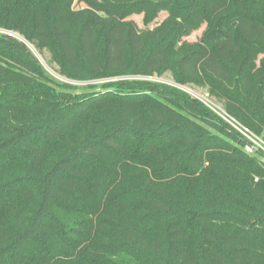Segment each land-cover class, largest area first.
Returning a JSON list of instances; mask_svg holds the SVG:
<instances>
[{
  "label": "trees",
  "instance_id": "trees-1",
  "mask_svg": "<svg viewBox=\"0 0 264 264\" xmlns=\"http://www.w3.org/2000/svg\"><path fill=\"white\" fill-rule=\"evenodd\" d=\"M88 2L77 48L75 0H0V27L41 50L57 45L63 67L84 80L86 65L95 71V24L110 23L107 68L121 60L124 28L114 0ZM152 4L169 17L135 73L167 66L207 24L180 59L194 69L184 81L209 86L264 138V0ZM130 35L138 57L142 39L134 27ZM18 66L43 84L27 43L0 35V83L28 81ZM23 89H0V264H264V152L249 154L248 140L203 102L145 80L87 86L65 100L47 86L34 97ZM139 110L157 116L156 126L130 121Z\"/></svg>",
  "mask_w": 264,
  "mask_h": 264
},
{
  "label": "rangeland",
  "instance_id": "rangeland-1",
  "mask_svg": "<svg viewBox=\"0 0 264 264\" xmlns=\"http://www.w3.org/2000/svg\"><path fill=\"white\" fill-rule=\"evenodd\" d=\"M98 2H104V0H96ZM156 0H114L115 10L122 14L123 18V42L120 51L121 60L119 63L114 65L113 68H107L105 61L107 56L110 53L106 47V37L107 30L110 27L109 22L95 24V71L93 67L87 66L83 71V75L86 76L84 80L73 79L69 71L63 67V54L60 48L57 45H52L45 49H38L35 45L30 43L27 38L20 34L17 31H10L0 27V35H10L21 41L27 43L32 54L39 60L44 71V81L43 84L41 80L38 81L32 77L37 76L38 74L33 72L32 69L18 66L16 70L19 74L24 76L31 77L27 78L28 81L25 82H5L0 83V89H6V92L9 95H16L14 92V87L24 86L23 90H26L25 94L30 95L31 97L36 96V93L33 94L35 87L47 86L48 96L51 99L65 100L69 97H74L78 92L82 91L87 86H100L106 82L111 81H123V80H145L152 81L157 83H162L170 87L176 88L182 94H185L191 100H199L203 102L210 109L219 114L222 118L231 116V111L227 107L226 101L219 98L211 92L209 86H202L194 82H185V74L188 72H193L194 69L189 71L180 68L179 62L180 59L186 54V52L194 50L197 48L200 43V39L204 36V33L207 30V24L201 27L198 30H195L190 36L186 37L184 41L179 43L178 47L172 51L169 55V63L167 66H162L157 68L153 73H135L138 68L137 61L139 60L140 67L143 65L144 58L148 52L153 47L154 41L151 33L155 31L159 26L165 22L169 17V12L164 10L159 13L158 16L154 15L153 4ZM74 6L76 9L81 11V18L76 23L73 28L74 40L73 47L77 48L78 46V35L83 23L90 15L91 6L88 0H75ZM102 13L103 11H99ZM104 14V13H103ZM134 27L138 32L140 38L142 39V54L138 57L135 56L134 50L131 42L130 29ZM142 64V65H141ZM139 67V68H140ZM142 69V67H141ZM140 69V70H141ZM95 77H91L94 76ZM89 77V78H87ZM76 86L78 89L73 90V88L68 89L67 91L62 90L64 86ZM5 86V88H4ZM39 95V94H38ZM141 110L131 113L129 115V120L134 121L137 118H140V123H146L145 125L156 126L154 120L158 119L154 117V114H149L147 112L141 113L143 117L139 114ZM140 116V117H139ZM195 123L200 126H205L210 131L219 132L220 129L212 126L211 124L205 123L201 120L195 119ZM236 119V118H235ZM237 120V119H236ZM239 122V121H238ZM264 134V129L261 130ZM173 147V146H172ZM169 152L166 150H161L160 156H166ZM208 165V164H207ZM48 165L47 167H49ZM217 169H220L216 167ZM168 188L171 187L170 184H165ZM164 186V187H165ZM171 190V189H170Z\"/></svg>",
  "mask_w": 264,
  "mask_h": 264
},
{
  "label": "built area",
  "instance_id": "built-area-1",
  "mask_svg": "<svg viewBox=\"0 0 264 264\" xmlns=\"http://www.w3.org/2000/svg\"><path fill=\"white\" fill-rule=\"evenodd\" d=\"M224 119L248 140L245 149L249 154L254 155L264 152V138L238 122L232 116L225 117Z\"/></svg>",
  "mask_w": 264,
  "mask_h": 264
}]
</instances>
